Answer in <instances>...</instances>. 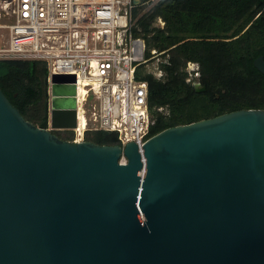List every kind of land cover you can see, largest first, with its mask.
<instances>
[{
  "label": "water",
  "instance_id": "95a60500",
  "mask_svg": "<svg viewBox=\"0 0 264 264\" xmlns=\"http://www.w3.org/2000/svg\"><path fill=\"white\" fill-rule=\"evenodd\" d=\"M74 82L51 77L39 126L0 89V264H264V110L167 128L141 154L53 133L76 127Z\"/></svg>",
  "mask_w": 264,
  "mask_h": 264
},
{
  "label": "trees",
  "instance_id": "16d2710c",
  "mask_svg": "<svg viewBox=\"0 0 264 264\" xmlns=\"http://www.w3.org/2000/svg\"><path fill=\"white\" fill-rule=\"evenodd\" d=\"M131 10V34L146 50L164 52L165 76L142 77L148 83L151 137L178 125L238 110H264V75L254 61L264 59V0H159L150 10ZM160 19L162 28L153 26ZM188 62L199 66L197 93L187 83ZM46 65L37 61H0V89L23 118L35 126L44 120ZM72 142L73 132L54 133ZM84 140L118 145L115 133L88 131Z\"/></svg>",
  "mask_w": 264,
  "mask_h": 264
},
{
  "label": "built area",
  "instance_id": "2783aa9c",
  "mask_svg": "<svg viewBox=\"0 0 264 264\" xmlns=\"http://www.w3.org/2000/svg\"><path fill=\"white\" fill-rule=\"evenodd\" d=\"M133 7V0H0V61L46 65L48 116L51 77L74 76L76 127L64 130L73 132L72 142L85 141L88 131L111 132L122 149L134 142L142 154L151 137L155 121L142 77L164 73L158 52L148 54L144 39L131 34ZM185 73L187 83H198V64L188 62ZM118 163H127L123 153Z\"/></svg>",
  "mask_w": 264,
  "mask_h": 264
},
{
  "label": "rangeland",
  "instance_id": "374dc122",
  "mask_svg": "<svg viewBox=\"0 0 264 264\" xmlns=\"http://www.w3.org/2000/svg\"><path fill=\"white\" fill-rule=\"evenodd\" d=\"M158 1L159 0H154V1H152V0H145V8L143 9V11H142V14H144V13H146L148 10H150L155 4H157L158 3ZM142 4V1L140 0V4L139 5H141ZM138 5V6H139ZM153 26H155V27H160V28H162L163 26H164V23L160 20V19H158L157 21H156V23L153 25ZM1 35H3L4 37H6V32L5 31H3V30H1L0 31V38H1ZM1 41H0V45H1ZM158 54H159V57H158V59L160 60V63H158L159 64V66H160V64L162 63V62H164V61H166V59L168 58V55H166L164 52H158ZM150 66V69L152 70V71H154V67L152 66V65H149ZM164 76H165V74H164ZM163 76V77H164ZM55 132H60V131H53V133H55Z\"/></svg>",
  "mask_w": 264,
  "mask_h": 264
}]
</instances>
